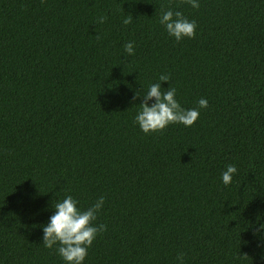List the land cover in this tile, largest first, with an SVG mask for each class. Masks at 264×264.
I'll return each instance as SVG.
<instances>
[{
  "label": "trees",
  "instance_id": "obj_1",
  "mask_svg": "<svg viewBox=\"0 0 264 264\" xmlns=\"http://www.w3.org/2000/svg\"><path fill=\"white\" fill-rule=\"evenodd\" d=\"M199 3L0 0V264H65L42 242L65 195L105 198L83 264H264V0ZM168 8L194 37L167 34ZM161 74L208 107L145 134L133 117Z\"/></svg>",
  "mask_w": 264,
  "mask_h": 264
},
{
  "label": "clouds",
  "instance_id": "obj_2",
  "mask_svg": "<svg viewBox=\"0 0 264 264\" xmlns=\"http://www.w3.org/2000/svg\"><path fill=\"white\" fill-rule=\"evenodd\" d=\"M192 8H199V0H186ZM105 17H98V22L103 23ZM124 25L130 23V17L122 20ZM159 24L167 34L176 41L183 38H192L195 35L196 21L190 20L179 10L165 9L159 16ZM124 52L131 56L134 54V42L128 41L123 45ZM169 76L161 74L157 82L150 83L142 94L139 108L133 117L139 129L148 134L163 130L171 123L183 124L185 127L193 125L198 119L200 109L208 107L207 98L201 97L197 101L198 107L184 108L176 99V88L169 86L162 88L161 82H169ZM140 94H135L136 99ZM151 101V103H149ZM237 171L234 164H227L221 172V182L225 185L231 183L232 176ZM104 196L98 197L87 208L78 207L79 201L72 195H65L58 199L53 206L54 211L42 226V242L44 247L53 248L65 264H83L88 253V248L99 232L105 230L104 224L93 223L97 214L103 208ZM254 235L257 239L264 238V223L259 224ZM177 264H184V254L178 253Z\"/></svg>",
  "mask_w": 264,
  "mask_h": 264
}]
</instances>
